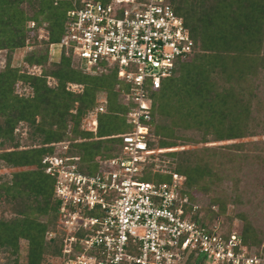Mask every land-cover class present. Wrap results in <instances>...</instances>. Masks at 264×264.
<instances>
[{
	"label": "trees",
	"instance_id": "obj_1",
	"mask_svg": "<svg viewBox=\"0 0 264 264\" xmlns=\"http://www.w3.org/2000/svg\"><path fill=\"white\" fill-rule=\"evenodd\" d=\"M86 1L0 0V50L7 54L0 69V163L16 169L0 177V264H63L61 235L49 237L61 232L60 200L43 162L54 155L90 160L119 153L123 134L132 130L127 115L133 104L126 101L128 87L116 68L94 74L64 51L58 60L51 57V45L66 34L68 12ZM167 2L195 44L161 88L149 93L154 134L149 146L166 152L147 159L143 178L168 181L173 172L184 174V193L200 206L193 219L230 233L233 219L241 218L250 253L264 254L263 230L254 228L245 211L229 215L241 203L238 174L249 166L257 167L253 173L264 168V139L235 141L264 135V0ZM20 48H31L26 68L37 66L40 73L13 66ZM20 83L30 94L18 92ZM101 95L108 103L95 133L85 129V121ZM222 141L228 144L210 145ZM97 166L83 165L89 171ZM251 186L245 188L250 214L264 217V184L254 178ZM22 240L28 242L25 263L19 257ZM201 261L193 254L185 264Z\"/></svg>",
	"mask_w": 264,
	"mask_h": 264
},
{
	"label": "built area",
	"instance_id": "obj_2",
	"mask_svg": "<svg viewBox=\"0 0 264 264\" xmlns=\"http://www.w3.org/2000/svg\"><path fill=\"white\" fill-rule=\"evenodd\" d=\"M194 44L184 19L165 0H88L68 12L66 34L51 53L57 48L71 54L94 74L116 68L133 107L121 152L90 160L54 155L43 162L60 200L63 264H185L193 254L207 264H264V254H251L237 230L224 233L193 219L200 206L184 193V174L173 172L168 181L143 179L145 162L158 151L149 146L154 139L149 93L161 88ZM107 103L106 97L98 100L86 130L97 132ZM87 163L98 164L97 170L84 168Z\"/></svg>",
	"mask_w": 264,
	"mask_h": 264
},
{
	"label": "rangeland",
	"instance_id": "obj_3",
	"mask_svg": "<svg viewBox=\"0 0 264 264\" xmlns=\"http://www.w3.org/2000/svg\"><path fill=\"white\" fill-rule=\"evenodd\" d=\"M165 1L167 2V0H165ZM32 24L33 23H31V26H32ZM40 33L44 34L43 31H40ZM30 50H31V48H20V49H18L13 55V59H12L13 66L25 69L26 65H25V60L24 59H25L26 55L30 52ZM55 51H56L55 54H54V52L51 53V57H52L53 60H58L60 58V56H61V54L59 52L60 50L55 48ZM6 61H7L6 51H3V50L1 51L0 50V69L5 67ZM26 69H28L29 73H40V71L35 70L34 67H29V68H26ZM110 69H112V67ZM50 82L54 83V80L50 79ZM71 87L74 90L81 89L80 86L72 85ZM18 92L20 94H30L31 88L29 86H27V85H23L22 83H20L19 84V88H18ZM101 98H105V96L104 95L99 96L98 100H100ZM21 132H22L21 137L25 138L26 137V128L21 130ZM260 139H264V135L263 136L259 135V136L245 138V139H240V140H235V141H254V140H260ZM214 144H228V143L226 141H222V142L212 143L210 145H214ZM200 146H202V145H200ZM188 147L189 146L175 147V148H172V149L175 150V149L188 148ZM160 152H166V151H157L156 155L160 154ZM161 161L162 160H160V162ZM164 162L165 161H162L163 164H164ZM256 169H257L256 166H249V167H246V170H244V172L238 174V177H240V181H239V184L237 186L239 187L240 194H241L240 195L241 196V198H240L241 199L240 200L241 203H239V205L234 204L235 207L231 206L230 210H229V215H233V214H235L238 211H243V212L245 211L247 213V215H249V219L251 220V224L254 226V228L257 229L258 231L260 229L263 230V237H264V217H263L262 214L257 215L256 218L251 216L250 212H251V207L252 206H251L250 202L247 201L248 200V196H250V192L248 190L245 191L246 187L248 189L250 187H252L251 184H252V182H254V178H255L256 182L259 181V183H263L264 184V168H260V170L257 171V173L255 172L256 173L255 174L252 171H254ZM14 171H16L15 168L8 167L3 162L0 163V177L1 176H11L12 172H14ZM143 179L144 180H146V179L150 180V178H143ZM257 179H258V181H257ZM235 180L236 179H234V183H235ZM248 182L250 183V187H249V183ZM228 183L232 184V182L231 181L229 182V180H228ZM253 188L255 189V187H253ZM221 189H222V186H221ZM205 201H206V198H205ZM242 203H243V205H242ZM243 224H244V221L241 218L235 217L233 219L232 224H231V229L232 230H237L238 232H241ZM61 228H62L61 225H59V229L60 230H62ZM52 232L54 233V231H52ZM58 233H59V231H58ZM58 233L56 232V234H58ZM50 236L51 235H49V237ZM27 254H28V242L26 240H22L21 241L20 254H19L20 262H22V263L27 262V260H28ZM201 264H207V263H201Z\"/></svg>",
	"mask_w": 264,
	"mask_h": 264
}]
</instances>
